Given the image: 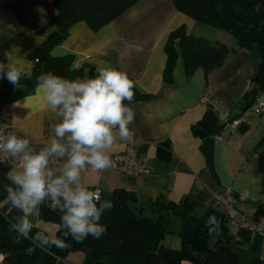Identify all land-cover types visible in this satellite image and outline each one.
Returning <instances> with one entry per match:
<instances>
[{"label": "crops", "instance_id": "crops-1", "mask_svg": "<svg viewBox=\"0 0 264 264\" xmlns=\"http://www.w3.org/2000/svg\"><path fill=\"white\" fill-rule=\"evenodd\" d=\"M56 13L52 0H17L8 11L0 9V62L22 66L25 73H31L33 62L28 54L54 31L49 22ZM181 25L186 33L235 48L232 37L196 23L179 12L172 0H138L96 30L83 21L73 23L64 41L51 49L50 54L55 57L70 55L71 67L83 69L82 79L88 78L90 67L95 72L98 67H112L126 72L141 91L154 95L124 102L135 113L134 122L128 126L132 138L122 141L117 134V142L105 150L108 155L121 152L131 142L137 153L147 158L149 173L128 180L111 167L98 171L86 165L79 183L88 189L98 187L100 204L102 200L109 201L114 189L124 188L132 190L136 204L146 209L159 195L175 203L185 199L192 204L195 216L209 208L213 191L230 186L236 195L237 209L246 211L252 207L255 213L250 218L255 220L264 208V142L259 143L264 138V113L246 112V122L239 128L223 127L214 137L204 139L211 149L209 163L200 149L203 140L192 132L191 126L208 108L200 100L205 88L226 119L244 111L242 97L258 68L256 45L237 49L208 73L197 68L189 76L177 48L172 82L165 85L164 45L169 33ZM58 119L37 85L13 87L8 100L0 104V122L47 145L54 137L52 125ZM66 159L61 158L54 175L62 173ZM13 169L0 167L1 191L2 185L9 183L6 174ZM10 206L6 197L0 202L1 210ZM42 206L49 207V203ZM30 219L33 227L39 229L38 237L54 238L58 224L43 217L41 207ZM71 255H75L74 260H68ZM82 258L79 251L70 252L66 261L79 264Z\"/></svg>", "mask_w": 264, "mask_h": 264}, {"label": "trees", "instance_id": "trees-1", "mask_svg": "<svg viewBox=\"0 0 264 264\" xmlns=\"http://www.w3.org/2000/svg\"><path fill=\"white\" fill-rule=\"evenodd\" d=\"M137 1L52 0L57 13L49 25H54L55 29L28 54V58L33 62L32 71L30 76L26 75L21 79L20 84L37 85L38 77L49 72L69 80L82 79L83 69L71 67L70 55L55 57L50 54L51 49L64 41L73 23L83 21L96 30ZM172 1L179 12L186 14L196 23L228 33L235 41V48L186 33L184 25H181L169 33L164 45L166 61L162 71L163 83L168 85L172 82V72L178 58L177 48L183 60L184 72L189 76L197 68L208 73L221 66L237 49L249 48L255 44L258 68L251 79L249 89L242 97L245 111L256 94L264 90V0ZM96 74L94 68L90 67L88 78ZM133 84L132 101L154 96L141 91L134 81ZM12 88L13 85L6 78L0 79V104L8 100ZM220 121L214 110L208 107L203 116L191 126L192 132L203 140L200 149L208 163L211 159V149L205 140L222 130L224 123ZM262 142L264 138L259 143ZM5 197L6 194L0 190V202ZM109 201L112 207L104 209L100 221L97 222L106 227V232L98 239L88 235L82 241L73 240L70 235L67 238L62 235L67 230L60 223L58 206L49 208L41 205L43 217L58 224L54 238L49 240L46 236L38 237L39 229L33 227L30 238L20 237V243H16L18 233L11 231L10 226L17 223L15 218L20 214L12 206L5 210L0 209V252L3 255V264H69L66 261L68 253L77 251L83 254L79 264H181L183 260L192 264H238L241 257L247 258L252 264L258 262V248L251 246L250 252H255L252 256L238 247L242 244L240 240L231 241L226 235H222L221 243L227 246V252L214 249L204 254L195 252L183 244L175 248L164 245L167 213L178 217L181 225L188 218L196 217L192 213V204L185 199L175 203L159 195L146 209L141 204H136L132 190L117 188L111 192ZM99 206L100 201L97 207ZM122 209L129 212L134 220L129 221ZM181 231L182 227L179 231L180 237ZM204 233L203 229L198 230V236ZM45 238L49 242L42 244ZM55 239H63L69 246L64 250L57 249L52 243ZM29 247L35 249L32 254L27 252Z\"/></svg>", "mask_w": 264, "mask_h": 264}, {"label": "clouds", "instance_id": "clouds-1", "mask_svg": "<svg viewBox=\"0 0 264 264\" xmlns=\"http://www.w3.org/2000/svg\"><path fill=\"white\" fill-rule=\"evenodd\" d=\"M97 74L84 79L69 80L49 72L37 79V90L43 93L49 107L58 117L52 125L54 137L48 145L29 149V139L9 134L0 144V153L16 158L18 168L9 171L3 184V191L9 204L22 215L10 230L20 237L30 238L33 223L30 219L37 209L47 203H55L60 213V223L73 240L82 241L88 235L100 238L106 227L97 223L101 212L110 209V201L97 207L99 189L91 191L79 183L81 170L86 165L103 171L113 165L105 153L118 139L131 140L129 125L134 122L135 113L124 102L134 99V84L126 72L112 67H98ZM25 73L23 67L0 62V79H7L13 87H19ZM115 130V132H114ZM27 149V150H26ZM67 157L62 173L54 175L50 167L51 157ZM49 241L44 239L42 244ZM57 249L69 245L63 239L52 241ZM42 246V245H41ZM33 247L27 252L32 254Z\"/></svg>", "mask_w": 264, "mask_h": 264}, {"label": "built area", "instance_id": "built-area-1", "mask_svg": "<svg viewBox=\"0 0 264 264\" xmlns=\"http://www.w3.org/2000/svg\"><path fill=\"white\" fill-rule=\"evenodd\" d=\"M17 0H0V9L8 11L10 6ZM200 100L203 104L212 108L215 112H218V118L223 121L224 127L228 129H236L242 126L246 122V112H252L253 114L260 115L264 113V90L259 91L252 103L248 108L236 117L226 119L224 113L220 110L218 104L211 98L210 90L205 88L200 96ZM9 134L15 135L18 138L29 139V149L38 150L47 144L29 138L28 136L19 132L12 125L0 122V144H3L7 140ZM27 150V149H26ZM113 161L111 168L121 173L128 180H137L140 177L149 173V166L147 164V158L139 155L133 146V144L127 143L121 152H117L109 155ZM61 158L59 156L51 157L50 167L55 171L56 167L60 164ZM0 167H14L18 168V162L16 158L7 156L0 153ZM98 187H93L89 190L96 191ZM101 198V192L97 193ZM100 201V200H99ZM97 201V205L99 203ZM211 206L217 211L221 212L224 216V226L226 227V235L229 240L236 241L237 232L240 228L248 230L251 237L255 235L260 236V244L258 247V261L264 260V208L260 210L255 220L250 216L255 213L252 207H249L246 211L237 209L236 195L230 186L219 188L211 194ZM51 208L56 207L55 203H49ZM3 260V255L0 252V262Z\"/></svg>", "mask_w": 264, "mask_h": 264}, {"label": "water", "instance_id": "water-1", "mask_svg": "<svg viewBox=\"0 0 264 264\" xmlns=\"http://www.w3.org/2000/svg\"><path fill=\"white\" fill-rule=\"evenodd\" d=\"M122 212L129 221L134 220V217L125 209H122ZM199 229L205 231L202 236H198ZM225 233L226 227L224 226L223 214L213 207H209L199 216L188 218L183 222L181 244L189 246L195 252L204 254H208L214 249L227 252V246L221 243V237ZM237 238L242 243H250L253 247H259L260 236L251 237L248 230L240 228L237 232ZM238 264H252V262L245 257H241ZM256 264H264V260L258 261Z\"/></svg>", "mask_w": 264, "mask_h": 264}, {"label": "rangeland", "instance_id": "rangeland-1", "mask_svg": "<svg viewBox=\"0 0 264 264\" xmlns=\"http://www.w3.org/2000/svg\"><path fill=\"white\" fill-rule=\"evenodd\" d=\"M202 26H205V25H202ZM206 27L213 30L214 32H219L220 34H223V36H226L227 38H228V36L231 37L228 33L224 32V31H220V30L214 29V28L209 27V26H206ZM204 37H207V36H204ZM102 201L104 202V201H108V200H102ZM192 213H193V211H192ZM167 219H168L167 233L164 236L163 243H164V245L169 246V247H174V248L179 247L180 243H181V237L179 236V225H180L179 222H180V220L178 217H176L172 214H169V213H167ZM250 248H251L250 243H242L240 245V249L243 252L244 251L248 252L249 254L254 256L255 252L251 253ZM74 257H75V255H71L68 260H74L73 259ZM181 264H192V263L190 261L183 260V261H181Z\"/></svg>", "mask_w": 264, "mask_h": 264}]
</instances>
